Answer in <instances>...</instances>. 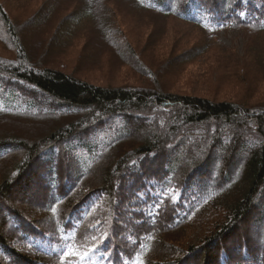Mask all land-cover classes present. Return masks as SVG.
Listing matches in <instances>:
<instances>
[{"label": "rangeland", "instance_id": "rangeland-1", "mask_svg": "<svg viewBox=\"0 0 264 264\" xmlns=\"http://www.w3.org/2000/svg\"><path fill=\"white\" fill-rule=\"evenodd\" d=\"M0 4L15 27L27 58L36 68H52L98 86L129 90L158 87L166 93L181 96L248 103L253 107L264 106V69L257 67L254 61L255 50L264 48V31L236 23L225 26L222 21L204 28L179 17L162 16L143 9L131 0H0ZM233 20L237 21L236 18ZM128 50L132 56L127 54ZM21 58L23 55L19 53L15 40L0 18V109L12 107L13 102L16 103L14 107L22 108L19 110L22 112L14 113L13 116L2 115L0 112V136H21V139L26 138L30 142L36 137L47 135V138L61 125H66L69 130L61 140L51 143L47 138L42 142L36 154L26 160L29 167L24 171H14V164L16 159H27V152L11 147L10 151L0 154V177L9 173L15 176L9 198L0 199V213L4 215L10 207L19 208L18 213L23 222L18 230L11 229L8 222L5 223L6 227L2 226L9 237L8 242L13 249L30 259L40 254L41 260L51 255L57 262L66 260L70 264H121L111 245L112 239L108 238L115 225L125 228L127 225L134 227L138 224V216V221L131 222L134 205L144 196L143 192L136 195L137 184L132 186L131 181L127 182L124 188L126 199L115 203L114 211L109 213L108 206L103 209L109 214L110 220L105 218L103 222L99 217L89 219V230H85L88 234L79 243H68L60 235V230L68 226L73 228V216L78 212L75 207L85 202L84 196L80 198L81 192L85 190L88 194L93 193L86 188L90 187L95 172L107 163L105 156L115 149L104 156L97 169H92L91 175L87 177L89 179L80 181L76 176L77 170L91 168L96 161L90 155L91 150H101L108 142H117L122 129L133 135L132 119L129 121L122 115H116L109 117L105 123L97 124L91 118L76 128L68 127L83 115H80L81 109L54 101L14 75H9L1 67L4 62L20 64ZM23 112L28 114L22 115ZM170 112L171 117L174 116L173 109ZM142 113L139 117L141 120L134 122V125L145 124V117L150 118L153 114ZM26 115L32 119L21 118ZM216 126L219 125L214 123L208 129L213 130ZM252 128H255L254 125ZM191 131H188L189 137L186 140L194 138V133L200 130L196 128ZM126 136L124 134L123 137ZM254 139L257 140L256 136L248 138L246 149L238 153L234 160L235 166H240L245 151L254 147ZM204 146L202 144L193 149L200 153L197 159L201 158ZM175 153L172 157L168 155L170 164H166L167 170H178L181 167H177L178 155ZM212 156L213 153L209 154L207 163ZM157 158L149 171L146 165L143 167V178L151 198H164L168 195L178 202L185 197L182 203L186 205L197 202L199 198L196 191L201 187L190 182L189 177L205 163L201 161L197 166L194 163L184 164L182 171L176 174L183 179L182 185H179L178 180L182 179L176 176L170 183L156 181V178L163 179L167 175L161 158ZM49 160L56 162L54 169ZM215 164L216 161L211 163L212 169L216 168ZM191 165L194 167L189 170ZM52 170L58 176L59 183L54 192L64 197L59 209L65 221L58 223L49 213L50 207L46 206L50 196ZM214 174H217L216 171ZM212 175L209 174L210 177ZM213 180L220 181L217 178ZM210 186L209 181L207 188ZM207 188L199 200L202 205L193 219L195 223L200 219L198 225L194 226V222L189 221L184 227L176 229V232L181 230L176 236L180 240L178 243L181 242L183 246L191 238L194 243L197 236L202 234V229L206 230L224 215L220 209L217 211L218 204L216 211L213 210L215 203L206 197V193H210ZM259 201L253 207L251 218H247L238 227V231L225 245L235 250L233 246L239 243L238 252H224L222 264L264 262V190ZM97 206L95 203L90 212L99 209L101 205ZM188 225L190 229H187ZM170 233L175 231L169 230L158 242L165 243L167 238L173 236ZM199 256L201 254L195 253L190 258L194 257L197 261ZM1 260L2 264H23L19 259L9 257ZM217 261L216 257L214 264H220Z\"/></svg>", "mask_w": 264, "mask_h": 264}, {"label": "trees", "instance_id": "trees-1", "mask_svg": "<svg viewBox=\"0 0 264 264\" xmlns=\"http://www.w3.org/2000/svg\"><path fill=\"white\" fill-rule=\"evenodd\" d=\"M131 1L143 9L162 16L179 17L204 28L222 21L225 26L236 23L240 26L264 31V0H245V2L244 0ZM0 18L15 40L19 53L23 55L20 64L4 62L1 67L6 69L5 72L9 75H14L18 80L34 87L54 101L81 109L80 115H83H78L79 117L76 118L78 122H72L68 127L76 128L79 124L89 122L87 120L91 118H94L92 121L97 124L105 123L109 117L116 115H122L127 120L132 119L134 137L129 131L125 132V129H122L117 142H108L101 150H97V148L91 150L90 155L96 160L91 168L77 170L76 176L80 181H83L91 175L92 169L93 171L97 169L104 156L115 149L114 152L105 156L107 163L91 178L90 187L86 189L93 193L88 194L85 190L81 192L80 198L84 196L85 202H82L79 207H75L78 212H75V217L73 216V223H71L73 228L68 225V228H61L60 235L67 239L68 243L72 245L79 243V240L88 234L85 230H89L88 221L90 218L94 220L99 217V220L103 222H105V218L110 220L109 214L105 213L103 209L108 206L109 213L114 211L115 203L126 199V189L124 188L127 182L131 181L132 186L137 184L136 195L144 193V196L139 198V203L135 204L133 208L131 222L138 221V216V224L133 225L134 227L127 225L125 228L115 225L108 238V240L112 239L111 245L114 246L121 264H214L216 257L222 264L221 258L224 252H238L239 243L233 246L235 250L226 247L229 238L235 235L238 227L247 218H251L253 207L260 202L259 198L264 190V106L253 107L248 103L236 104L231 101H214L199 96H181L166 93L158 87H156L157 89L129 90L121 87L98 86L52 68H36L27 58L17 31L1 4ZM233 18H236L237 21H234ZM255 51L254 61L257 67L264 69V48L260 47ZM130 53L127 54L132 56ZM15 104L13 102V105ZM13 105L10 107L11 109H0L1 114L13 116L14 113L22 112L19 111L22 108ZM171 109L174 112L172 117ZM156 111L159 112L155 113ZM142 112L153 114L150 118L145 117L143 120V122L146 121L145 124L134 125V122L141 120L139 117L144 114ZM24 114L28 113L23 112L22 115ZM127 116H133V118ZM21 118L32 119L27 115ZM214 123L219 126L209 130L208 127ZM253 125L255 128H252ZM196 128L200 130L198 133H194L196 138L186 140L189 137L188 131L192 132L191 130ZM68 130L66 125H61L53 130L47 138L51 143L61 140L67 136L66 131ZM124 134L127 136L123 137ZM192 135L190 134V136ZM46 136L36 137L29 142L26 138L21 139V136L2 135L0 144L4 146H0V154L10 151L11 147L27 152V159L23 161L16 159L14 164V171H24L29 167L26 160L36 154L39 146L47 139ZM254 136L257 139H254L256 144L250 150L245 151L242 164L235 166V158L242 150L246 149L248 138ZM131 137L133 138L131 139ZM124 142L127 143L122 144ZM202 144L206 146L203 148L204 152H202L201 158L197 159L200 153L193 149ZM85 146L89 145L85 144ZM175 151V154L178 155L177 167H181L178 170L177 168L167 170L165 166L170 162L168 158L172 157ZM211 153L213 156L207 163L206 160ZM168 155L170 156L168 157ZM157 157L161 158L167 175L163 179L156 178V181L165 183H170L176 177L182 179L176 174L182 171L184 164L194 163L197 166L201 161L205 163L203 166L200 165L199 172L197 171L189 177L190 182L201 187L196 191V196L199 198L197 202L186 205L182 203L185 197L178 202L168 195L164 198H151L147 192L146 180L143 178V167L146 165V169L149 171V168L158 159ZM49 161L54 169L56 162ZM214 161H216V168L213 167V169H216V175L211 168V163ZM193 167L194 165H191L189 170ZM202 167L204 169L200 171ZM233 173L235 174L233 175ZM209 174H213L212 177ZM227 175L230 178L226 177ZM14 177L12 173L0 177V199L9 198L14 187ZM216 178L220 181L214 182L213 179ZM57 181L58 176L52 170L51 183L49 184L51 185L50 196L46 206L50 207L51 212L49 213L54 216L56 223L65 221L62 217L63 213H60L59 209V206L64 202V197L60 193L54 192L58 188ZM209 181L212 186L207 188ZM178 182L179 185H182L183 179ZM206 188L210 190L209 194L206 193V197L210 202L215 203L213 210L216 211L215 208L217 209L219 205L217 211L220 209L224 215L206 230L202 229V234L197 236L194 243L191 238L183 246L180 244L181 242L178 243L180 240L176 236L181 230L176 232V229L184 227L189 221L194 222L192 224L194 226L198 225L200 219L198 223H195L196 216L194 215L202 205L199 200L205 194ZM212 191L213 193H211ZM130 200L131 198H129ZM216 200L218 201L215 202ZM95 203L98 206L101 205L100 208L90 212ZM204 203H206V198ZM119 210L120 208H118ZM18 211L19 208L10 207L6 209L4 215H2L3 212L0 213L2 215L0 264L3 263L1 260L3 257L19 259L23 264H70L66 260L57 262L51 255L43 257L42 260L39 257L40 254L30 259L11 247L8 242L9 237L5 234L2 226L6 227L5 223L8 222L11 229L18 230V226L21 227L23 223ZM187 227L190 229L189 225ZM169 230L175 231V233H170L173 236L167 238L165 243L158 242ZM195 253L201 254L197 261L194 260V257L190 258Z\"/></svg>", "mask_w": 264, "mask_h": 264}]
</instances>
